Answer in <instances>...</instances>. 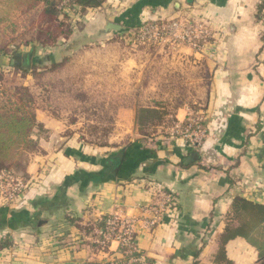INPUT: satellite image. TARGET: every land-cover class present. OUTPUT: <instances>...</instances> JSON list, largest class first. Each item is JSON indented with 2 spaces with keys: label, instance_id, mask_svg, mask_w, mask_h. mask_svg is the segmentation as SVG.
Wrapping results in <instances>:
<instances>
[{
  "label": "crops",
  "instance_id": "obj_1",
  "mask_svg": "<svg viewBox=\"0 0 264 264\" xmlns=\"http://www.w3.org/2000/svg\"><path fill=\"white\" fill-rule=\"evenodd\" d=\"M173 20H199L212 32L201 53L188 46L151 44L155 61L186 76L189 90L200 92L193 105L200 104L209 131L197 152L200 159L188 163L189 150L181 141L136 140L149 154L133 174L118 177L101 161L124 147L108 151L64 142L52 153L45 183L4 209L0 264H214L234 199L264 204V0H106L79 21L68 41L48 51L49 62L64 60L65 47L94 46ZM109 24L121 29L108 31ZM135 65L140 71L145 63ZM187 105L167 111L164 122L171 117L184 121L194 110ZM140 109L134 110L137 127ZM162 123L148 128L160 130ZM80 172L105 178L95 183L79 176L80 181L67 187V177ZM156 184L175 196L179 210L154 223V214L146 210L155 200L151 186ZM116 214L135 223V262L121 261L117 243L107 252L95 250L69 223L73 218L82 225L96 224ZM226 251L234 264L261 263L244 239L230 242Z\"/></svg>",
  "mask_w": 264,
  "mask_h": 264
},
{
  "label": "rangeland",
  "instance_id": "obj_2",
  "mask_svg": "<svg viewBox=\"0 0 264 264\" xmlns=\"http://www.w3.org/2000/svg\"><path fill=\"white\" fill-rule=\"evenodd\" d=\"M37 3L25 13L21 8L14 10L12 0H0V105L14 98L16 108L20 92H27L33 101L25 108L36 114L40 125L30 136L38 143L36 151L26 152L25 165L6 172L31 178L33 188L38 189L53 164L52 153L66 141L108 151L126 147L133 140L148 143L166 138L168 127L155 128L144 136L133 125L135 109L156 106L167 112L184 103L200 109V104L193 105L200 92L189 90L187 77L155 61L158 56L153 45L136 36L122 34L94 46L65 47L61 51L64 60L50 64L47 53L58 46L27 44L42 16ZM127 61L132 65H126ZM136 62L145 63L140 71L137 64L134 67Z\"/></svg>",
  "mask_w": 264,
  "mask_h": 264
},
{
  "label": "trees",
  "instance_id": "obj_3",
  "mask_svg": "<svg viewBox=\"0 0 264 264\" xmlns=\"http://www.w3.org/2000/svg\"><path fill=\"white\" fill-rule=\"evenodd\" d=\"M14 2V10L21 8L25 13L36 8H41V20L38 24V29L27 44H36V46L51 48L59 46L68 41L76 31L78 22L87 14L94 12L103 7L106 0H12ZM78 19V20H77ZM37 46V47H38ZM27 71V69L25 70ZM27 91V90H26ZM25 95L19 94L17 107L14 108V98L8 99L9 104L0 105V174L13 169L16 166L26 164V152L36 151L38 143L32 140L30 136L33 130L40 127L37 123L36 114L30 112L25 107L32 103L33 98L27 92H22ZM14 96V95H13ZM198 108H196L197 110ZM199 110V109H198ZM167 112L161 108H142L138 112L137 124L140 133L144 136H150L153 130H149L148 126L155 122L159 123L163 129L169 127L175 118L171 117L164 122ZM140 142H133L123 149H120L115 154H112L107 159H103L101 163L103 167L109 171L114 170L115 175L120 177L123 174L133 172L137 169L138 163L142 161L144 156H148L147 150H141ZM193 150H189V155ZM147 158V157H146ZM25 162V163H24ZM105 174V173H103ZM92 182H101L99 175L96 173L80 172L67 177L65 184L71 186L80 181L81 177ZM79 177V178H78ZM45 183L42 180L41 185ZM162 192V188L154 185ZM31 190V189H30ZM164 191V190H163ZM166 195V193H163ZM173 197L171 210L178 212V203L175 196ZM6 215L3 210L0 211V226L2 225V217ZM70 226H76L81 233L83 241H88L95 250L101 247L95 244V240L99 237L97 231L105 228L106 219H102L96 224L82 225L80 221L69 218ZM241 238L256 249L260 264H264V204L253 202L245 197H236L231 205L227 216L226 227L221 234L218 242V251L214 256V264H234L227 257V246L230 242ZM4 248L9 247L8 243H3ZM107 250V248H106ZM124 256L123 260L133 258L135 252L128 253L126 249H120ZM116 264H120L117 261Z\"/></svg>",
  "mask_w": 264,
  "mask_h": 264
},
{
  "label": "built area",
  "instance_id": "obj_4",
  "mask_svg": "<svg viewBox=\"0 0 264 264\" xmlns=\"http://www.w3.org/2000/svg\"><path fill=\"white\" fill-rule=\"evenodd\" d=\"M135 37L144 44H167L174 47L188 46L197 52L206 50V45L212 37V32L205 22L199 20L179 21L168 23H153L142 27L138 32L130 30L126 38ZM167 142L181 141L188 150L199 152L209 136L206 127V114L203 110H191L184 121L174 120L167 128ZM34 187V181L17 176L12 172L0 174V207H10L24 200L26 194ZM155 198L146 210L153 213L155 223L157 218L171 210L173 197L161 193L157 187L151 186ZM105 228L97 231L98 238L94 241L101 248L100 252H107L113 243L124 248L128 253L136 251V231L133 220L124 219L116 214L106 218ZM107 248V250H106ZM134 258V256H133ZM131 262H135V259Z\"/></svg>",
  "mask_w": 264,
  "mask_h": 264
},
{
  "label": "water",
  "instance_id": "obj_5",
  "mask_svg": "<svg viewBox=\"0 0 264 264\" xmlns=\"http://www.w3.org/2000/svg\"><path fill=\"white\" fill-rule=\"evenodd\" d=\"M121 28L117 25L114 24H109L107 30L111 31V30H115V31H119ZM200 159V155L197 152H193L190 157L188 158L187 162L188 163H192L195 161H198Z\"/></svg>",
  "mask_w": 264,
  "mask_h": 264
}]
</instances>
